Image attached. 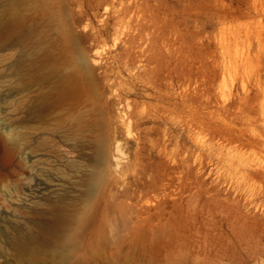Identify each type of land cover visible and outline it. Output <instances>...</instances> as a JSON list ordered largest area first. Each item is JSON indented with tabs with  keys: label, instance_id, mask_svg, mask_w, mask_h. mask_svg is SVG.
Masks as SVG:
<instances>
[{
	"label": "rangeland",
	"instance_id": "obj_1",
	"mask_svg": "<svg viewBox=\"0 0 264 264\" xmlns=\"http://www.w3.org/2000/svg\"><path fill=\"white\" fill-rule=\"evenodd\" d=\"M244 5L0 0V264H264V28L218 18Z\"/></svg>",
	"mask_w": 264,
	"mask_h": 264
},
{
	"label": "bare ground",
	"instance_id": "obj_2",
	"mask_svg": "<svg viewBox=\"0 0 264 264\" xmlns=\"http://www.w3.org/2000/svg\"><path fill=\"white\" fill-rule=\"evenodd\" d=\"M244 7L237 6L236 8L220 9L218 12V18L221 23L225 21L236 22L235 31L231 37L237 41L245 33L247 38H251V33H258V43L261 42L259 33L264 28V0H244ZM223 32L224 29L221 28ZM248 59V56H247ZM249 63V62H248ZM238 69V67H237ZM264 142V138L261 139ZM67 219V214L62 207L55 209V212L50 216H43L35 222L36 226L45 233H52L58 230L59 226L64 223ZM3 233V232H2ZM6 235L10 237L12 243L24 253L26 257L34 261L47 262L48 259L39 254L37 249L38 245L42 240L34 235L31 230H24L21 227L14 226L9 231H5ZM35 233V232H34ZM49 245V244H48ZM55 264H80L69 259L65 252H60L56 259Z\"/></svg>",
	"mask_w": 264,
	"mask_h": 264
}]
</instances>
